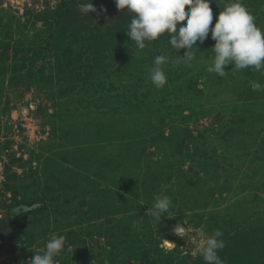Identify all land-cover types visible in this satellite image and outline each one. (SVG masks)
<instances>
[{"label": "rangeland", "instance_id": "obj_1", "mask_svg": "<svg viewBox=\"0 0 264 264\" xmlns=\"http://www.w3.org/2000/svg\"><path fill=\"white\" fill-rule=\"evenodd\" d=\"M59 1L0 0V49L17 44L25 58L0 57V219L9 220L0 222V264H30L52 235L69 250L59 264H205L193 249L217 229L218 255L232 264L264 237L255 236L264 234V87H252L264 86V70L209 73L211 33L191 66L167 34L140 50L125 34L131 14L92 0L94 13L74 8L80 34L59 76L54 52L33 62L26 51L44 46L36 14ZM229 2L211 0V26ZM242 3L264 31V0ZM115 50L121 62L109 58ZM158 55L168 58L159 89L149 78ZM165 195L172 205L158 223L151 210ZM6 224L17 231L11 243ZM11 246L26 260L14 262Z\"/></svg>", "mask_w": 264, "mask_h": 264}, {"label": "clouds", "instance_id": "obj_2", "mask_svg": "<svg viewBox=\"0 0 264 264\" xmlns=\"http://www.w3.org/2000/svg\"><path fill=\"white\" fill-rule=\"evenodd\" d=\"M114 3L119 11L131 14L125 34L140 50L167 34L173 50H186L184 56L179 57L191 66L190 62L195 58L192 49L197 50V42L203 44L211 33V39L215 43L211 49L214 58L212 65L207 69L209 73L223 77L226 75L224 69L228 65L236 70L249 67L256 71L264 70V31L256 25L255 17L247 10L242 0H231L227 3L219 12L214 26H211V0H114ZM79 8L85 14L97 11L92 0L80 4ZM167 59L164 55L156 56L154 66L149 69V78L158 89L167 83V77L161 67ZM252 87L259 91L264 86L252 82ZM171 205L170 197L156 196L151 210L154 220L159 223L165 214H169ZM173 231L182 236L186 228L177 225ZM222 236V231L217 229L211 235L198 240L193 249L194 254L202 256L205 264H224L218 255L225 247L224 241L220 239ZM65 243L64 236L52 235L45 249L33 254L29 260L30 264H59L56 258L69 251ZM171 245L172 243H169V246ZM184 254L188 255V252Z\"/></svg>", "mask_w": 264, "mask_h": 264}, {"label": "trees", "instance_id": "obj_3", "mask_svg": "<svg viewBox=\"0 0 264 264\" xmlns=\"http://www.w3.org/2000/svg\"><path fill=\"white\" fill-rule=\"evenodd\" d=\"M84 1L86 3L91 2V0H61L58 2V4L51 8V9H45L44 11H38V13L36 14V18L41 20V22L44 25V29H43V38H41V41L39 43L42 44L43 40H44V46H34L32 48H27L26 51L29 54V56L31 57V61L36 62L39 54H42L44 52H54V58H55V67L59 70V72L57 71L58 75L59 73H61L63 71V69H67L68 67V58H70L72 55H75L73 53V51L71 50V46L73 45V42L77 39V37L79 36L80 32L77 30L79 28L78 22L76 23V21H78L77 19V14L74 11L75 7H79L80 4H83ZM97 2H106L107 0H96ZM74 12V15H72ZM72 16H76V17H72ZM77 18V19H76ZM89 33H85L84 35L87 36ZM82 40H85V44L84 46L85 49L87 47L91 46V41H89V39L84 38V36L81 37ZM9 43L6 44V47L0 49V57L1 58H5L7 59L10 55V53L14 50L13 53V58L21 60V59H25V58H21L20 54L22 53V49L20 48V46H17V44L12 47V50L9 52L8 48H9ZM25 49V48H23ZM110 50V49H108ZM117 50L119 51V49L117 48ZM116 53L118 54H109L110 55V59L114 60L115 58H119V62H121V57L119 52ZM82 55H80L81 57ZM28 57V55H27ZM21 58V59H19ZM116 61V60H114ZM22 66H25V62H22L21 65H18V69L22 68ZM16 69V70H18ZM56 69V70H57ZM60 76V75H59ZM100 88V90H99ZM94 92L96 93L98 90L99 91H103L104 87L103 85H99L96 86L95 89L93 88ZM13 194V197H15L14 202H16V204L18 203V200L23 201V199L21 197H16ZM36 201H38L40 204L43 205L42 201H39L36 199ZM4 202V201H3ZM0 202V207H2V203ZM38 202L32 201L30 202L29 207L35 205V207L32 209L34 211H39L41 210V208L37 206ZM5 204V203H4ZM31 212V211H29ZM9 217V216H8ZM4 217L2 216L0 219V222L2 224V222L4 221H9L8 219L5 218V220L3 219ZM6 227V228H5ZM5 227H3V229H6V231H10L11 232H15L14 233H9L8 236L6 238H4L3 241L11 243L14 241V238H17V231L16 229L11 228V225L6 224ZM240 234V233H239ZM262 235L264 236V234L260 233L259 231L257 232V234L255 235L256 237H262ZM18 239V238H17ZM264 239V237H263ZM262 238H256V239H252V241H254V244L249 248L247 246L243 247L242 249H240V251H243L241 253H243V255L241 256H237V258H235L234 261H232V264H261L262 261H264V246L260 247V244L262 243L264 245V240ZM260 247V248H259ZM21 248L18 247H12L11 246V250H13L12 252L16 253L18 252V250H20ZM24 251H19L18 255L15 256V260H13L14 262L16 260L21 261V260H26V258L28 256H23ZM249 252V253H247ZM12 253V254H13ZM247 253V254H244ZM257 253H261L258 254ZM261 256H263V260H261ZM243 257H250V262L244 261ZM20 258V259H18ZM224 261V264H231L229 263V261H227V259H222ZM17 261V262H18ZM204 263V262H203Z\"/></svg>", "mask_w": 264, "mask_h": 264}]
</instances>
